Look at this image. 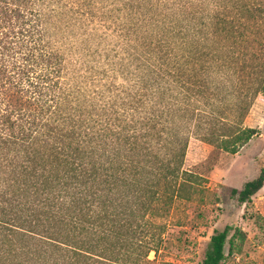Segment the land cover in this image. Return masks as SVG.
Wrapping results in <instances>:
<instances>
[{
  "label": "trees",
  "instance_id": "obj_1",
  "mask_svg": "<svg viewBox=\"0 0 264 264\" xmlns=\"http://www.w3.org/2000/svg\"><path fill=\"white\" fill-rule=\"evenodd\" d=\"M49 2L0 0V264H157L169 248L171 210L203 202L209 191L183 169L187 141L160 121L94 117L74 105L48 38ZM238 11L263 36L241 69L254 96H264V0ZM221 22L222 34L236 31ZM227 127L203 141L235 154L256 134ZM263 184L261 171L231 195L249 202ZM230 230L214 231L202 264H220L226 243L232 252L237 237L245 239L234 228L228 240Z\"/></svg>",
  "mask_w": 264,
  "mask_h": 264
},
{
  "label": "rangeland",
  "instance_id": "obj_2",
  "mask_svg": "<svg viewBox=\"0 0 264 264\" xmlns=\"http://www.w3.org/2000/svg\"><path fill=\"white\" fill-rule=\"evenodd\" d=\"M254 2H49L48 38L62 56L63 88L74 105L94 117L118 113L160 121V129L187 141L183 169L200 176L209 191L203 202L171 210L164 220L169 248L157 264H202L211 235L227 226L228 240L234 228L245 239L237 237L232 252L226 243L220 264H264V184L249 202L231 195L264 171V96H254L241 69L263 36L253 30L249 13L237 16L239 7ZM216 19L236 31L222 34ZM229 124L256 134L235 154L203 141Z\"/></svg>",
  "mask_w": 264,
  "mask_h": 264
}]
</instances>
